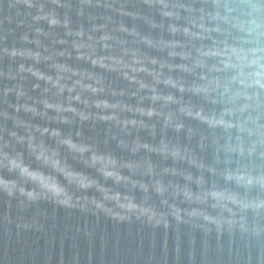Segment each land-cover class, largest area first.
Wrapping results in <instances>:
<instances>
[{
	"label": "clouds",
	"instance_id": "clouds-1",
	"mask_svg": "<svg viewBox=\"0 0 264 264\" xmlns=\"http://www.w3.org/2000/svg\"><path fill=\"white\" fill-rule=\"evenodd\" d=\"M17 5L30 20L18 25L27 29L21 46H7L0 32V65L8 61L0 66V196L9 206L49 202L152 227L167 228L172 218L264 233L245 219L264 215V170L229 167L232 156L264 160V0H75V6L13 0L9 6ZM111 74L127 86L116 87ZM185 121L228 134L223 144V137L211 138L212 164L168 138L169 131L183 132L190 141L195 132ZM98 124L111 126L103 145L114 141L127 157L84 135L86 125ZM140 132L156 142L142 141ZM206 139L199 138L201 152ZM153 156L172 166L160 167Z\"/></svg>",
	"mask_w": 264,
	"mask_h": 264
},
{
	"label": "water",
	"instance_id": "water-1",
	"mask_svg": "<svg viewBox=\"0 0 264 264\" xmlns=\"http://www.w3.org/2000/svg\"><path fill=\"white\" fill-rule=\"evenodd\" d=\"M137 2L138 0H132L134 4ZM12 3L13 0H0V32L7 36L9 47L13 46L14 42L16 46H21L18 42L19 37L27 29L18 25H21V21H24V24L30 22L24 15L28 10L19 5L10 7ZM73 5L75 6V0ZM58 11L63 12V10ZM72 19L74 26L80 22L75 15ZM127 23L129 26L132 24L131 21ZM138 27L147 32L143 24ZM153 35L158 36L159 33ZM0 66L6 68L8 61L5 60ZM79 67H87V65L80 64ZM108 78L113 80L118 88L127 86L114 74ZM9 99L14 102V98ZM191 99L193 103H199L197 98ZM130 103L135 102L130 101ZM205 107L211 108L209 105ZM185 124L191 126L195 132L190 141L183 132L177 135L169 131L168 138L174 143L192 148L206 163L212 164L214 149L208 147L211 138L223 137L219 139L223 144L228 134H224L219 129L210 130L196 121H185ZM110 127V125L98 124L95 129H91L86 125L83 132L86 137L91 136L99 141L105 150L127 157V153H121L116 148L114 141L106 147L103 145ZM231 135L234 137L235 132L233 131ZM139 136L142 141L156 142L145 132H140ZM201 136L207 138L203 152L197 147ZM126 139L131 138L126 137ZM159 139L158 134L156 140ZM68 159L74 167L80 168L78 163L72 161L70 157ZM152 159L160 167L172 166L170 160L165 162L158 156H153ZM220 159L222 163L216 167L223 168L225 159L223 153ZM231 160L232 163L229 165L231 168L246 164L256 165L264 170V160L255 157L251 161H241L238 157L232 156ZM176 166L187 167L181 164ZM190 171L195 174L194 169ZM205 178L209 182L216 180L222 187H231L233 191L244 194L243 190L236 188L235 185H224L219 178L207 174ZM136 195L139 198L140 194ZM250 196L256 197L257 192L253 190ZM179 206L186 207V205ZM207 211L210 216L218 215V212L211 208ZM225 218L230 217L225 213ZM245 219L250 228L253 225L264 228V215L255 217L247 213ZM28 224L32 226L24 227ZM0 264H264V233L256 237L241 232L238 226L230 230L227 227L218 230L214 225L203 221L177 223L172 218H169L167 228L163 225L152 227L135 218L118 222L102 214L82 213L77 209H65L49 202H40L22 209L16 201H11L9 206L7 198L0 196Z\"/></svg>",
	"mask_w": 264,
	"mask_h": 264
}]
</instances>
